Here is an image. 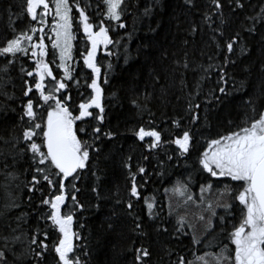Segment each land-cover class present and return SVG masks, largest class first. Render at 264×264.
I'll use <instances>...</instances> for the list:
<instances>
[{"label":"trees","instance_id":"1","mask_svg":"<svg viewBox=\"0 0 264 264\" xmlns=\"http://www.w3.org/2000/svg\"><path fill=\"white\" fill-rule=\"evenodd\" d=\"M69 2L75 5L76 0ZM242 2L245 7L239 9L233 0H225L223 11L228 23L220 25V18L213 16L215 23L211 28L203 18L205 12L210 15L215 12L211 0H195V7L185 4L184 0H125L127 8L123 21L126 28H119L116 22L105 19L114 41L107 49L102 45L96 57L101 68L99 83L103 88L105 120L100 123L86 118V122L77 121L76 127H86L91 134L92 128L99 126L102 132L111 131L115 135L111 139L101 136L95 141L99 151H92L88 167L73 182L79 191L66 181L69 199L62 206V212L74 214L73 229L83 238L75 242L74 254L84 264H137L135 250L140 247L148 248L151 253L146 264H180L181 258L184 264H204V261L217 264V258L229 264L225 258L234 253L227 237L238 225L243 210L235 199L239 182L229 177H211L202 169L199 158L209 140L238 130V126H246L249 117H258L264 111V13H261L264 0ZM79 3L81 7L87 6L85 11L90 23L99 24L103 19L101 13L105 11L103 0H79ZM24 5L25 0H0V47L20 31L43 27L38 22L39 17L31 21L30 17L20 15ZM146 8L150 9L148 15H145ZM72 16L75 39L68 65L73 80L67 81V91L72 97L69 108L75 115L78 104L93 94L88 84L94 73L83 64L82 53L90 49V42L83 33L75 6ZM249 17L255 18L254 24ZM193 25L197 32L190 35ZM253 26L255 33L246 31ZM217 27L224 31L223 38L212 31ZM237 32L240 33L239 43L234 45L233 54H227L235 63L225 65L224 44ZM39 35H44L48 51L46 60L54 75L63 79V69L57 67L60 63L58 50L53 55L51 28L44 25V32H38L33 42ZM244 45L249 51L241 54L240 47ZM162 52L167 53L164 60L160 59ZM186 52L187 69L182 67ZM11 59L0 56V238L20 236V242L15 244V256L11 251L7 253L9 264H31L30 259L20 253L27 247L38 218L50 210L41 200L50 199L59 192L30 166L31 153H20L26 143L20 140L22 131L30 126L27 117L20 120L22 105L27 100L23 96L24 81L31 83L34 79L20 69L34 72L36 58L30 50L26 56L18 53L15 63L9 64ZM152 61H156L155 65ZM174 61H180V65ZM151 66L157 70L161 66L176 69L162 81L167 86L166 96L162 97L160 84L152 82ZM76 80L80 81L79 85ZM220 88L227 94L221 93ZM32 96L38 99L35 90ZM133 100H138L141 107L137 108ZM249 100L254 102L255 113L246 103ZM190 104H199L200 108L190 109ZM46 108V105L36 108L37 122L43 123L46 119ZM91 111L94 115L98 113V109ZM197 113L200 118L193 123ZM176 119L181 121L182 128L175 127L173 121ZM139 127H156L164 140L174 138L182 130H191L195 147L187 157L179 155L174 144L149 151L150 138L139 141L134 135ZM80 136L89 139L84 133ZM34 139L41 142L39 131ZM146 156L148 159H144ZM128 164L131 169L126 167ZM141 166L146 169L143 174L138 172ZM132 173H136L140 199L131 196ZM33 176L41 179L36 191L29 190ZM52 179L59 178L53 176ZM208 184L212 185L210 190ZM181 185L186 186L183 195L173 191ZM72 195L83 209L73 206ZM189 196L192 198L188 199ZM221 199L226 203L219 204ZM146 200L154 204L151 209L154 218L148 215ZM129 202L133 204L132 209L127 208ZM225 204H231V209L226 210ZM50 223L40 220L39 226L44 228ZM137 223L142 228L137 229ZM80 224L84 227H79ZM48 231L51 248L57 233L50 228ZM3 243L0 239V249ZM47 264H56L54 254L48 256Z\"/></svg>","mask_w":264,"mask_h":264},{"label":"snow or ice","instance_id":"2","mask_svg":"<svg viewBox=\"0 0 264 264\" xmlns=\"http://www.w3.org/2000/svg\"><path fill=\"white\" fill-rule=\"evenodd\" d=\"M233 2L236 8L243 9L245 7L242 0H233ZM184 3L195 7V0H184ZM211 3L215 12L211 15L205 12L203 15L204 22L211 28L215 23L213 16H218L220 25L227 24L228 21L224 18L223 11L226 6L225 0H211ZM53 4L54 7H50L49 0H25L23 12L20 15L30 17L31 21H37L39 17V24L46 25V17L54 13L55 25L52 27L54 33L52 48L54 56L56 55L55 50L59 52L60 63L57 67L63 69V79H58L54 75L52 67L46 60L48 51L47 45L44 43V35H39L37 41L33 42V37L38 32H44L43 27H31L27 31H20L13 38L8 39L5 46L0 47V56L13 58L8 61L9 64L15 63L14 58L18 53L26 56L30 50L32 57L36 58L34 72L27 71L23 67L20 69L27 77H34L31 83L27 80L24 81L23 96L27 97V100L22 105L23 114L20 116V120L24 121L27 117L30 126L22 131L20 140L26 143L20 149V153L27 154L30 152L31 156L28 157L30 166L34 167V171L40 174L43 181H46L49 186L59 192V194H53L50 199L41 200V204L48 205L50 210L38 218L37 227L32 232L27 247L20 255L27 256L31 264H47V258L50 254L55 255L56 264H84L80 257L74 254L77 249L75 242L83 239L73 229L74 214L72 211L62 212V206L69 199L65 182L71 184L75 191H79L73 182L78 180L79 173L88 167L92 151H99L98 148H95V141L99 140L101 136L111 139L115 135L111 131L102 132L99 126L93 127L91 134H89L86 127L77 128L76 124L77 121L86 122V118L95 119L100 123L105 120V108L102 103L103 88L99 83L101 68L97 65L96 57L101 45L104 49H107L110 44L114 43L109 35V27L104 23L105 19L109 22H116L119 28H126L127 25L123 21V16L127 5L125 0H103L105 5V11L101 13L103 19L100 20L99 24L94 25L90 23V17L85 11L87 6L81 7L79 0H76L75 5L71 4L69 0H53ZM74 6L78 10L83 33L87 41L90 42V49L86 53H82L83 64L91 70V73H94V78L88 84L93 94L86 101L78 104V114L75 115L69 108L72 97L67 91L69 87L67 81L73 80L67 62L72 60V41L75 39L72 32ZM149 13L150 9L146 8L145 15ZM261 13H264V8L261 9ZM20 15H17L16 18L20 19ZM248 19L253 20V24L255 23L254 17ZM94 28L98 30H94ZM212 31L214 33L218 32L221 38L224 37V31L220 27L213 28ZM246 31L255 33V26L247 28ZM196 32L197 27L193 25L189 30V34L195 35ZM239 38L240 33L237 32L234 38H229L225 42L223 49L226 53L225 65L235 63V61L230 60L227 54L234 53V45L239 43ZM213 39L215 40L216 36H213ZM184 43L187 44L188 41L185 40ZM217 47L219 48V44H217ZM248 51L246 45L240 47L241 54ZM184 55L185 59L182 67L187 69L188 53L186 52ZM166 57L167 53L162 52L160 59L164 60ZM155 63L156 61H152L153 65ZM174 63L180 65V61H174ZM108 67L111 68V64ZM3 70L5 72L8 70L7 65ZM175 70L163 66L159 70L155 66L150 67L149 76L154 84H160L162 97L167 95V86L162 81L167 78L170 72ZM46 80L48 81L47 84L45 83ZM104 82L107 83V78ZM75 83L79 85L80 81L76 80ZM181 83H183V80ZM34 90L38 93V99L36 100L32 96ZM219 91L227 94L224 88H220ZM58 93L60 95H57ZM148 98V94H146L145 99ZM40 101H43V103L40 104ZM246 103L250 106L251 111L255 113L254 102L249 100ZM133 104L137 108L141 107L138 100H133ZM45 105L47 106L45 109L46 119L43 123L37 122L38 112L36 108H44ZM192 107L199 109L200 105L190 104V109ZM91 109H98V113L94 115ZM199 118V114H195L192 122L195 123ZM150 123L154 124V121ZM173 123L176 128H182L179 119L174 120ZM38 131L42 136L40 143H37L34 139ZM80 133L89 135V139H82ZM134 135L139 141L150 138V141L147 142L149 151L160 148L162 145L174 144L179 155L187 157L195 147L191 130H182L179 135L168 140L163 139L162 132L157 130L156 127L147 129L139 127ZM128 159L131 160V157ZM144 159H148V157L146 156ZM168 159H172V157L168 156ZM199 164L211 177H229L232 181L239 182L241 189L235 199L243 206L242 219L238 225L234 226V230L227 237L231 244L235 246L234 255L225 259L228 260L229 264H264V111L260 112L258 117H249L246 126H238V130L209 140L206 150L200 155ZM42 165L44 167H41ZM126 167L131 169L130 164ZM50 169H55V172H50ZM145 171L146 169L142 166L138 168L140 174L145 173ZM53 176L59 179L54 181ZM30 183L32 187L29 190L36 191V185L41 183V179L33 176ZM185 187L181 185L174 188L173 191L183 195ZM207 188L210 190L212 185L208 184ZM201 191L203 192L204 189L202 188ZM131 196L140 199V192L136 184V173L131 174ZM191 198V196L188 197V199ZM71 201L76 209H83L84 206L79 204L75 195L71 196ZM145 203L149 209V217L154 218L151 212L154 204L147 202V200ZM223 207L229 210L231 204H225ZM127 208L132 209L133 204L129 202ZM221 219L223 220V217ZM40 220L50 221L51 223L41 228L39 226ZM79 227L83 228L84 225L80 224ZM49 228L57 233V238L51 243V248ZM136 228L140 229L142 225L137 223ZM0 239L4 242L2 249H0V264H9L7 253L11 251L15 256V244L20 242L21 237L12 236L9 238L4 236ZM9 244H12L11 249H9ZM135 251L137 264H146L147 258L151 256L149 249L140 247ZM200 259L203 260V258ZM180 264H184L183 258L180 259ZM204 264H207V262L204 261ZM217 264H223V261L217 258Z\"/></svg>","mask_w":264,"mask_h":264},{"label":"rangeland","instance_id":"3","mask_svg":"<svg viewBox=\"0 0 264 264\" xmlns=\"http://www.w3.org/2000/svg\"><path fill=\"white\" fill-rule=\"evenodd\" d=\"M49 4H50V7H54V4H53V0H49ZM46 20H47V26H49L50 28H51V30H52V27L55 25V19H54V13H51L48 17H46ZM43 28H44V25H43ZM53 33V32H52ZM53 37H54V33H53ZM86 37V36H85ZM72 44H73V41H72ZM102 46V45H101ZM59 53V52H58ZM69 62V61H68ZM67 62V63H68ZM220 203L219 204H224V203H226V201L225 200H223V199H221L220 201H219ZM242 206V205H241ZM242 209H243V207H242ZM242 212H243V210H242ZM241 219H242V217H241ZM241 219H240V221H241ZM239 221V222H240ZM239 222H238V224H239ZM233 246V253H234V245H232Z\"/></svg>","mask_w":264,"mask_h":264},{"label":"flooded vegetation","instance_id":"4","mask_svg":"<svg viewBox=\"0 0 264 264\" xmlns=\"http://www.w3.org/2000/svg\"><path fill=\"white\" fill-rule=\"evenodd\" d=\"M214 178H216V177H214ZM234 182H235V183H238V182H236V181H234ZM239 190H241L240 187L238 188V191H239ZM237 194H238V193H237Z\"/></svg>","mask_w":264,"mask_h":264},{"label":"water","instance_id":"5","mask_svg":"<svg viewBox=\"0 0 264 264\" xmlns=\"http://www.w3.org/2000/svg\"><path fill=\"white\" fill-rule=\"evenodd\" d=\"M94 30H96L95 28H94ZM98 30V29H97ZM101 47V46H100ZM100 51V49L98 50V52Z\"/></svg>","mask_w":264,"mask_h":264}]
</instances>
